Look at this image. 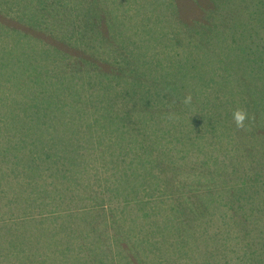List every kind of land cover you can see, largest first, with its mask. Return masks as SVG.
Returning a JSON list of instances; mask_svg holds the SVG:
<instances>
[{
  "label": "trees",
  "instance_id": "1",
  "mask_svg": "<svg viewBox=\"0 0 264 264\" xmlns=\"http://www.w3.org/2000/svg\"><path fill=\"white\" fill-rule=\"evenodd\" d=\"M11 1L9 4L1 0L0 5L7 8L8 12L18 14L19 18H24L25 22L30 21L32 26L0 25V31L12 38V46L9 47L12 55L0 59V138L7 136L8 139L6 142L0 141V149L5 150L7 146L19 160V164L12 165L13 168H22L24 176L26 175L24 179L30 177L34 182L48 177L53 179L54 184H59L60 179L69 177L67 171H70L77 175L75 182L78 183L85 180L83 172L88 178L99 174L96 171L91 174V170L97 167H93L94 163H98L102 169L110 170L106 157L103 161L99 159V148L106 151L104 147L107 143L99 142L98 126L101 124L105 127L111 122V111L107 107L108 90H111L113 84L111 79L119 82L113 84L115 89L121 84L120 76L135 67L130 61L131 57L126 53H119L117 47L110 42V35H104L99 29L104 24V11L98 7L102 0ZM122 1L120 6H124L126 22L120 25L130 30L131 34L139 31L138 25L135 27L128 23L131 20L129 10L133 8L132 2L139 3L138 14H143V19L146 17L145 12H157L154 0ZM157 1L163 6V13L167 14L160 22H169L168 17L173 18L175 13L178 17L179 10L188 5L187 0ZM191 1L197 8L203 6L206 9L202 10H211L214 15L211 18H215V23H207L211 22L208 21L207 14L205 22L183 25L187 32L180 28L187 33L186 40L180 37L181 34L174 33L170 37L172 42L165 46L175 50L189 41L208 49L203 39L202 42L197 39V35L205 37L200 30L207 25L216 32L212 38L216 37L222 43L215 46L218 52L208 51L212 54H207L208 57L217 60L223 65V70L236 74L245 84L247 81L244 79L248 76L257 80L264 77V39L260 48H256L257 57L263 64V67L258 66V70L254 68V58L245 60L248 51L247 46H244L250 36L260 37L253 19L258 17L261 25H264V0ZM240 6L246 9L257 6L260 9L257 10V15L254 11L253 17L246 20L245 17H239L237 22L230 20L231 24L227 28L229 18L222 12L228 9L233 14L232 10H238ZM159 26L165 28L168 24L159 23ZM163 36L166 38L161 31L155 41ZM242 37L246 39L241 40ZM0 51H8V48L0 46ZM111 66H118L120 70H111ZM227 75L230 79V75ZM171 93L179 94L175 89ZM179 97L184 99L183 95ZM110 98L113 99L112 93ZM132 98L131 103H126V112L135 119L145 116L147 101L151 104L163 102L155 97H147L140 102ZM171 102L177 104L175 101ZM44 125L48 129L43 130L49 132V127H65V130L70 126L71 128L66 131L69 134L67 136L51 137L58 138L62 143L55 148L53 154H48L47 161L51 163L47 169L43 171L36 166L34 170L40 169V172L27 173L23 167L27 162L23 150L29 149L28 157L31 158L33 152L40 148L32 149L31 145L38 142V139L31 138L29 141L30 130L33 127L41 130L37 127ZM4 130L9 131V136ZM222 131L219 137L223 146L222 149L217 147L214 150L217 161L216 166L215 161L212 164L216 168L211 170L210 177H206L193 163L192 168L183 170L173 165L171 170L174 175L169 180L162 177L156 181L141 180L134 183L114 179L112 171L109 179L107 175L103 178V204L97 206V201L96 206H90V209H108L107 214L112 217L115 232L109 234V227L106 229L101 223L99 227L95 226L100 231L95 242L98 240L108 246L106 253L101 249H93L101 258L100 264H115L110 256L115 252L119 264H143L145 261L148 264H236L237 254L244 262L264 264V127L251 134L244 130V126L233 127L229 124ZM238 132L243 135L241 146L237 140ZM164 134L166 138H163V151L168 144V151L173 150L170 152L176 154L181 151L184 158L192 155L196 146L194 143L177 139L167 127ZM73 139L76 143L67 146ZM55 145L56 142L52 143L53 147ZM162 148H159L160 152ZM217 153L222 155L217 156ZM38 157L40 161L46 162V159ZM224 157L230 159L228 166H222ZM177 158L183 161L182 157ZM167 159L170 161L168 157ZM170 162L173 164V161ZM252 168L259 170L253 171ZM194 179L197 180L193 181ZM0 191L2 192L1 189ZM6 193L5 191L4 194ZM22 195L24 203L30 207L29 204L34 200L26 197V192ZM166 202L168 203L165 204ZM107 203L111 204L107 206ZM100 212L99 217L104 220L103 210ZM163 212L165 220L167 219L164 224L158 217ZM181 217L186 221H181ZM73 232L76 237L74 230ZM101 234L107 238L106 243L100 238ZM17 237L14 233L12 240L28 249V240L20 236L22 241H17ZM50 244L53 245L47 248L50 251L55 248L54 254L59 256L64 255L69 248L64 246L60 251L56 237L53 240L50 237ZM32 250L36 253L41 249L33 244ZM46 258L30 255L27 264H39L41 261L47 263L50 260ZM51 258H54L53 255Z\"/></svg>",
  "mask_w": 264,
  "mask_h": 264
},
{
  "label": "rangeland",
  "instance_id": "2",
  "mask_svg": "<svg viewBox=\"0 0 264 264\" xmlns=\"http://www.w3.org/2000/svg\"><path fill=\"white\" fill-rule=\"evenodd\" d=\"M5 1L9 4L12 3L11 0ZM120 1L123 2L122 0H102L99 1L100 5L98 6L104 11L102 14L104 24H101L99 29L104 35H110V42L117 47L119 53H126L131 57L130 61L135 67L120 76L121 84L117 85L118 87L115 89L113 84L119 82L111 79L113 84H111V90H108L107 101V107L111 111V122L105 127L101 124L98 126L99 142L107 143L104 147L106 151L99 148V159L103 161V158L106 157L105 161L111 169H102L100 165H97L98 163H94L93 167H97L91 170V174L95 171L99 174L96 177L92 175V178L90 176L88 178L83 172L85 180L77 179V181L80 180L78 183L75 182L77 175L70 171H67L69 177L64 180L60 179L59 184H54L53 179L48 177H42L43 179L34 182L35 180L30 177L24 179L26 175L24 176L22 168H13L12 165L19 164V160L7 146L5 150L0 149V184L2 186L0 187L2 190V192L0 191V210H2L0 212V264H27L30 255H40L43 258L48 257L46 259L50 260L47 263L41 261L39 264H100L101 258L98 252L93 249H101L106 253L108 246L99 243L98 240L97 243L95 242L97 233L100 232L96 230V227H99L101 223L106 226H103L106 229L109 227L108 232L112 235L115 232L114 224L110 214H107L108 209L101 207L90 209V206L95 207L97 201H99L97 206L103 204L101 202L102 188H104L102 180L106 175L109 179L112 171L114 179H125L134 183H139L141 180L156 181L162 177L169 180L174 175V172L172 173L173 165H177L183 170V168H192L194 163L206 177H210L211 170L216 168L217 160L215 159L217 158L214 155V150L217 147L222 149L223 146L219 134L229 124L233 127L237 125L234 113L245 114L244 130L251 134L264 127V77L257 80L248 76L244 79L247 81L245 84L236 74L223 70V65L219 64L217 60L208 57L207 54L212 55L209 53L210 51L218 52L215 47L217 44H222L216 37L212 38L216 34L214 29L205 25L200 30L206 38L210 39L197 35V39H200L201 42L202 39L205 41L208 49L199 44L196 46L195 43L189 41H185L184 45L175 50H170L165 46L172 42L171 38L174 33L181 34L180 37L186 40L187 28L183 25H196L207 20V14L208 21H211L207 23L213 22L212 24H214L213 19L215 18H211L213 15L211 10H202L206 9L203 6L197 8L191 0H187L188 5L181 8L182 12L179 10L178 17L175 13L173 18L168 17L169 22L166 20L160 22L167 14L163 13V6L161 7L157 0H154L157 12H145L144 19L143 14L141 16L138 14L139 3L132 2L133 8L129 10L131 20L128 23L139 27L138 33L134 32L132 35L130 30L120 25L126 22L124 21L125 9L124 6H120ZM259 9L260 7L257 6H253L252 9L240 6L238 10H232L233 14L228 9L223 11V15L227 14L229 18L226 27L229 28L231 21L236 20L237 22L239 17H245L244 20L253 17L252 12L254 11L257 15ZM217 17L219 18V12ZM174 22L179 23L177 25ZM253 22L260 37L250 36L247 39L242 37L241 40L246 39L244 46H247L248 54L245 60L254 58V68L258 70V66L263 67V64L257 57L256 48H260L259 45H262L264 25H261L258 17H254ZM159 23L168 24V26L164 28L159 26ZM0 25L32 26L30 21L25 22L24 18H19L16 13L8 12V9L1 5ZM244 26L248 27L245 24ZM195 29L198 28L195 27ZM161 31L166 38L163 36L155 41ZM126 38L128 40H125ZM162 43H164L163 46ZM0 46L8 48V51H0V59L7 58L6 55H12L9 52L12 38L2 31H0ZM89 53H91V49ZM96 61L99 62V60ZM114 68L116 71L120 70L118 66H111V70ZM262 70L264 69L262 68ZM227 74L230 75V79ZM174 89L179 94L171 93ZM111 93L113 99L110 98ZM181 95L184 99L179 97ZM147 97H155L163 102L151 104L150 101H147L145 103L147 110L142 118L135 119L127 114L126 103H131V98L138 99L140 102ZM171 101H175L177 104ZM166 127L174 132L177 139L196 145L189 158H184L181 151L176 153L177 155L170 152L173 151L172 149L168 151V144L166 150L163 151ZM37 128L41 129L43 133L35 127L31 128L29 141L31 138L38 139V142L32 144L31 147L32 149L40 148L33 152L34 155L31 158L28 157L29 149L23 150V155L27 160L23 167L27 173L40 172V169L34 170L36 166L41 167L43 171L45 168L47 169L51 163V161H47L48 154L50 152L53 154L55 148H58L62 143L58 138L51 137L69 135L66 134V131H69L71 126L68 130H65V127H49L50 132L43 130V128L48 129L47 125ZM4 132L9 136V131L4 130ZM209 138L211 140H208ZM7 140V136L0 138V141L6 142ZM237 140L241 146L243 141L241 132H238ZM54 142L56 145L53 147L52 143ZM74 143H76L75 139L67 146ZM159 148H162V152ZM247 152L248 150L246 154ZM220 155L222 154L217 153V156ZM38 156L46 159V162L40 161ZM177 156L182 157L183 161L179 160ZM167 157L173 161V164ZM212 161H215V166ZM229 161L230 159L225 158L222 166H228ZM252 170L258 171L259 169L252 168ZM195 180L197 179L193 181ZM196 190L198 192L197 188ZM24 192H26V197L29 196L34 200L29 204L30 207L23 201L22 194ZM194 194L196 193L194 192ZM110 204L107 203V206ZM101 210L105 214L104 220L99 217ZM119 216L121 217V215ZM158 217L163 224L167 221L165 212ZM181 221H186V219L181 217ZM14 233L18 236L17 241H22L20 236H24L28 240V249L23 244L12 240ZM101 235L100 238L106 243L107 238H104V234ZM50 237L52 240L57 238L60 251L64 246L69 247L64 255H56L54 254L55 248L52 251L47 248L53 245L50 244ZM70 243L74 246H71ZM33 244L38 245L41 250L33 252ZM55 245L56 243H54ZM52 255L54 258H51ZM110 256L111 261L119 264L116 252ZM238 256L239 254L236 256V264H251L249 261L244 262ZM219 260L222 262V259L219 258ZM143 264H148V261Z\"/></svg>",
  "mask_w": 264,
  "mask_h": 264
},
{
  "label": "clouds",
  "instance_id": "3",
  "mask_svg": "<svg viewBox=\"0 0 264 264\" xmlns=\"http://www.w3.org/2000/svg\"><path fill=\"white\" fill-rule=\"evenodd\" d=\"M245 114L242 112H236L234 113V120L237 124L238 127H242L243 126V122L245 120Z\"/></svg>",
  "mask_w": 264,
  "mask_h": 264
}]
</instances>
